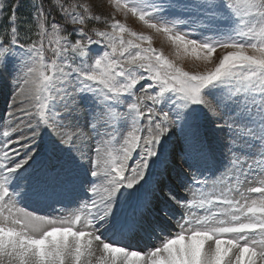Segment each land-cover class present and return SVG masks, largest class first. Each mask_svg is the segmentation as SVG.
<instances>
[{"label": "snow or ice", "instance_id": "obj_1", "mask_svg": "<svg viewBox=\"0 0 264 264\" xmlns=\"http://www.w3.org/2000/svg\"><path fill=\"white\" fill-rule=\"evenodd\" d=\"M111 3L211 67L87 5L13 4L0 264H264V0Z\"/></svg>", "mask_w": 264, "mask_h": 264}, {"label": "rangeland", "instance_id": "obj_2", "mask_svg": "<svg viewBox=\"0 0 264 264\" xmlns=\"http://www.w3.org/2000/svg\"><path fill=\"white\" fill-rule=\"evenodd\" d=\"M9 0H3L4 9L0 11V25L3 17V13L5 7L8 6ZM80 4L87 5L89 8L91 7H99L105 13H109L108 15H114L116 19L120 20L122 23L127 24L131 29L144 33L146 35H151L153 37V46L157 49H161L166 56L170 59L176 60L177 64L182 66L187 71H204L207 67H211V65L206 64L201 60H197L192 56H186L183 59H177L176 49L175 47L167 41V39L162 34H157L153 30L148 29L145 25L142 24L137 18L129 15L125 17L123 14L115 11L114 5L111 3V0H78ZM33 5V4H32ZM32 5L30 9H32ZM27 8V6L19 7L20 13L23 9ZM27 10V9H26ZM28 14V10L26 11ZM104 23H102L103 25ZM6 25V24H5ZM31 27V26H29ZM73 27H78L75 25ZM99 30H106V26L97 27ZM23 35V33H22ZM50 55V53H48ZM219 52L217 53V56ZM17 68L21 69V71L14 72L11 77L8 78L7 86H4L0 83V117H5V121H0V131L3 130V124L6 122L7 113L10 110L9 105L12 103V97L19 91L17 88V77L23 75V66L20 63H17ZM211 127V126H210ZM33 209H36L41 212H47L49 209L47 207H37L36 205L30 206ZM45 208V209H44Z\"/></svg>", "mask_w": 264, "mask_h": 264}, {"label": "trees", "instance_id": "obj_3", "mask_svg": "<svg viewBox=\"0 0 264 264\" xmlns=\"http://www.w3.org/2000/svg\"><path fill=\"white\" fill-rule=\"evenodd\" d=\"M41 0H9L8 1V6L5 7V10H4V13H3V17H2V20H1V25H5L6 24V18L9 16L10 14V9H11V6L13 4H19L20 7H23V6H27V8L23 9L22 12L20 13V11L18 10L17 11V16H18V21H23V20H26V19H30L31 17V13H32V10L30 9V6L34 3H40ZM43 3L45 4V7H50L51 6V0H43ZM61 3H65V4H68V3H76V4H80L78 0H61ZM28 10V14L26 13V11ZM79 10V9H78ZM90 10L93 12V14H100L104 17H110L108 14L109 13H105L102 9H100L99 7H91ZM53 11V14L56 16V18L59 20L60 19V16H59V13L56 12L55 8L52 9ZM28 26H31L33 27V25H28ZM99 26H106L105 24L102 25V23H98V24H93V23H89L88 24V28H92V27H99ZM71 27L73 26H69V31L71 30ZM73 39H75V37L73 36ZM49 55V54H47Z\"/></svg>", "mask_w": 264, "mask_h": 264}, {"label": "bare ground", "instance_id": "obj_4", "mask_svg": "<svg viewBox=\"0 0 264 264\" xmlns=\"http://www.w3.org/2000/svg\"><path fill=\"white\" fill-rule=\"evenodd\" d=\"M45 209V208H44Z\"/></svg>", "mask_w": 264, "mask_h": 264}]
</instances>
